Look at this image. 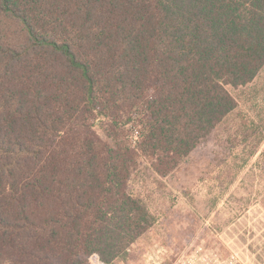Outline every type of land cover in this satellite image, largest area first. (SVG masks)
Segmentation results:
<instances>
[{"label":"trees","instance_id":"trees-1","mask_svg":"<svg viewBox=\"0 0 264 264\" xmlns=\"http://www.w3.org/2000/svg\"><path fill=\"white\" fill-rule=\"evenodd\" d=\"M263 69L264 0H0V264L122 262Z\"/></svg>","mask_w":264,"mask_h":264},{"label":"rangeland","instance_id":"rangeland-1","mask_svg":"<svg viewBox=\"0 0 264 264\" xmlns=\"http://www.w3.org/2000/svg\"><path fill=\"white\" fill-rule=\"evenodd\" d=\"M227 89L237 106L174 170L140 159L128 189L157 220L116 264H144L157 246L160 264H264V69Z\"/></svg>","mask_w":264,"mask_h":264},{"label":"built area","instance_id":"built-area-1","mask_svg":"<svg viewBox=\"0 0 264 264\" xmlns=\"http://www.w3.org/2000/svg\"><path fill=\"white\" fill-rule=\"evenodd\" d=\"M163 250L164 249H162L161 247H158V246H157V248L149 250L150 252H148L147 255L144 256L143 263L144 264H160L161 257H162V254H163ZM96 260L98 262H102V261H100L99 257ZM199 261H200V259H199ZM180 264H191V263L189 261H185L184 260Z\"/></svg>","mask_w":264,"mask_h":264},{"label":"crops","instance_id":"crops-1","mask_svg":"<svg viewBox=\"0 0 264 264\" xmlns=\"http://www.w3.org/2000/svg\"><path fill=\"white\" fill-rule=\"evenodd\" d=\"M122 264H124V263H122Z\"/></svg>","mask_w":264,"mask_h":264}]
</instances>
